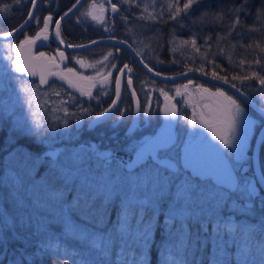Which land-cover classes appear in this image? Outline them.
<instances>
[{
	"label": "snow or ice",
	"instance_id": "snow-or-ice-1",
	"mask_svg": "<svg viewBox=\"0 0 264 264\" xmlns=\"http://www.w3.org/2000/svg\"><path fill=\"white\" fill-rule=\"evenodd\" d=\"M20 2L21 0H16L17 4ZM118 3H127L129 7L140 6L133 0H118ZM30 9H36V0H31ZM7 10L6 6L4 11ZM143 10L147 12L148 6L145 5ZM167 10L170 13L168 18L177 21L176 27L181 30L187 28L190 32L189 38L180 43L190 46L196 53L201 52V47L205 48L201 58L215 65V61L208 56L212 47L209 44L213 39L212 35L200 37L197 31H202L206 26H221L224 31L216 34V45L223 52L220 41L227 40L236 31L237 25H241L240 13L247 12V2L241 0L239 5H230L225 11L219 5L213 10L210 0H184L182 6L180 0H175L168 4ZM112 11H119L116 4H112ZM70 12L72 9L56 20L54 28L57 38L60 37V20L69 16ZM181 14L183 19L177 20ZM226 15L232 19L225 22ZM160 16L162 19L163 12ZM138 19L155 21L156 17L150 14L147 17L139 16ZM29 21L37 25L41 23L39 16L33 17L30 11L18 27L0 34V39L7 41L6 51L15 50L19 53L25 45H33L41 38L48 39L52 15L47 16L34 37L24 35ZM256 21H264V0L257 6L256 19L249 31L259 30L255 27ZM99 22L103 23L102 20ZM193 28L197 31H193ZM104 31H108V28L105 27ZM17 32L24 35L23 40L18 43L8 40L9 37H15ZM240 35L242 34L237 33V37ZM177 39L179 38L173 35L169 43L175 45ZM197 39L202 40L200 46H197ZM59 42L64 43L62 39ZM240 46L251 48L252 44L245 46L241 43ZM256 46L264 53V47L259 43ZM68 47L73 45L69 44ZM232 47L235 48L236 45L233 44ZM172 51L175 52L176 48L173 47ZM59 54L61 57L65 55L63 51ZM43 55L44 53H40V56ZM108 56H112V53L109 52ZM228 59L231 61V56ZM7 60L11 67L0 69V72L20 74L8 77L16 82L17 90L26 97L37 91L39 85L28 87L21 79L24 74L35 75V71L21 63L19 55H9ZM172 63L176 61L173 60ZM239 64L244 65L245 60L241 59ZM248 64L249 68L253 64L261 65V59L257 56ZM144 67L148 72L161 76L159 70L154 71L148 64H144ZM215 67L218 68L219 65ZM124 68L129 74L133 71L126 64ZM195 70L201 75H208L203 64ZM191 71L193 69L189 68L188 72ZM67 72L72 73L73 69L69 67ZM188 72H181L180 75L187 76ZM120 75L125 74L121 72ZM162 78L175 80L176 76ZM210 78L229 85L247 103L252 104L248 99L253 91L251 86L245 90L236 83H230L226 75H219L215 70L211 71ZM125 79L126 90L135 95L131 76L127 75ZM249 79L259 82L261 87L255 89V92L264 101V75L253 69L250 74L231 76L232 81H240L241 85ZM192 83L193 80L189 79L182 87L187 89ZM40 84L47 85L48 81L41 76ZM211 88H215V91H211ZM211 88L203 84L196 85L197 91L224 97L229 105L230 135L219 139L226 148L233 150L227 154L233 159L230 166L226 165L220 171L202 168L187 150L180 154L177 140L170 133L136 139V130L132 128L125 133L129 141L124 149L127 159L115 156L110 149L104 152L98 148L92 149L91 145L79 153L45 151L36 155L23 145L8 152L5 159L12 157L11 167L4 175H0V186L8 189L13 212L9 213L7 208L0 207V248H7L9 233L11 241L21 245L14 249L9 264H43L46 258L51 259L52 264H59L60 260H63V264H68L67 257L61 256L62 240L58 243L48 232L50 222L56 219L64 221V235L76 239L96 253L101 264H150V251L155 243L157 230L165 236V241L158 247L160 264H193V261L195 264H203L205 250L208 252V264H264V168L260 165V152L264 148V103L254 105L260 119H253L245 113L237 99L227 95L215 84ZM6 91L7 83L0 82V92ZM160 91L166 95L163 89ZM49 94L61 95L55 82L49 85ZM81 94L99 104L100 96H107L108 92L101 91L96 96L91 92ZM120 94L121 82L117 80L114 87L115 99L110 102L109 107L99 112L95 117L96 121L106 118L107 122V119L112 118L109 114L113 113V109H116L115 116H124L128 109L118 107ZM176 94L181 95L180 88L176 89ZM68 102L61 99L59 103ZM27 103L31 109L30 98ZM81 107L84 114H89L87 108ZM150 108L148 101H145L142 108L137 99L135 114L147 116ZM60 110L66 116L69 115L66 108ZM35 115L37 113H33ZM164 115L176 118L177 113L174 109L166 110ZM33 123L39 128L44 127L38 120ZM62 123L65 127L68 126L67 120ZM76 123L80 124L81 121L77 119ZM191 124L193 127L197 126L195 120ZM257 127L260 128L258 134L255 132ZM52 130L49 127V131ZM13 131L18 132L19 138H23L22 130L14 128ZM253 137L254 145L251 143ZM16 138H12L13 143ZM38 162L46 165L43 171H40ZM37 172H40L39 177ZM69 193L72 195L71 200L67 198ZM30 248L32 251H29ZM234 252H239V259H235ZM197 253L201 255L197 256ZM6 255V251H0V259ZM81 264H88L87 259H82Z\"/></svg>",
	"mask_w": 264,
	"mask_h": 264
},
{
	"label": "flooded vegetation",
	"instance_id": "flooded-vegetation-1",
	"mask_svg": "<svg viewBox=\"0 0 264 264\" xmlns=\"http://www.w3.org/2000/svg\"><path fill=\"white\" fill-rule=\"evenodd\" d=\"M106 1L86 0L74 15L64 20L60 24V37L57 38L58 41L61 39L64 41V43L60 44L67 47L72 44L73 47H77V45H88L93 41L104 39L117 42L125 41L123 44L131 46L130 48L135 51L143 64L153 67L148 62V54L140 52L143 46L133 42L134 28L132 27L135 24L132 17H135V15L131 13L132 8L121 5L118 0H110L109 4ZM76 2L77 0H43V2L40 0L32 15L33 17L39 16L41 23L37 25L30 21L26 26L27 30L24 35L34 37L42 28L47 16L52 15L53 21L51 22L52 26L49 27L48 39L44 40L41 38L33 45H25L19 53L15 50L6 51L7 41L0 40V63L4 67L10 68V62L7 60L9 55H19L20 58L24 57L29 60L32 63L31 65L28 61L31 69L36 73L34 75L36 79L31 80L24 76L21 79L33 87L39 85L37 90L40 93L49 92V85L53 82L56 83L61 95L52 96V103L61 105L68 110L70 117L69 131L72 135L74 134L73 136L76 137V140L84 141L82 147L91 145L92 149L98 148L101 152L110 149L117 157H127L124 150L129 142L125 136L126 131L129 128L135 129L136 139L154 137L166 121L164 115L167 110L166 102L172 101L177 113L173 136L177 140L179 153L183 154L184 150H187L197 164L209 171H220L226 165L230 166L233 158L227 154L233 150L226 148L221 139H218L213 144L209 142L210 137L213 138V131L216 134H220L221 137L230 135L222 118L217 115L218 111L216 108L218 107L213 106L212 103L209 106L210 101L216 98L214 95L196 90V85L198 84H203L205 87L210 88L213 84L199 78H190L193 83L185 89L182 85L188 83L189 79L175 84H164L155 81L141 69L128 50L116 44H100L90 49L76 52L62 49L55 40L54 24L58 17L71 9ZM30 3L31 0H21L19 4L16 3V0H0V34L8 32L23 23L29 12H32ZM112 4H116L119 11L113 12ZM6 6L8 10L4 11ZM93 17L97 19H93ZM121 17H126L127 19H121ZM100 20L103 21L102 24L99 22ZM145 24L143 23V25ZM143 25L141 23V29L138 32H142L141 30L145 29ZM105 27L108 28V31H104ZM24 35L19 32L15 37H11L8 40L18 43L24 39ZM137 37L136 40H139L140 36ZM140 42H143V40ZM61 51L64 52V57L60 56L59 53ZM109 52L112 53V56H108ZM40 53H44V55L40 56ZM77 61H82V63ZM125 64L133 69L130 74L124 68ZM69 67L73 69L72 73L67 72ZM155 70H159L162 76H177L180 74H169L170 72H166L170 70L168 68L165 70L154 68ZM173 71L179 72L180 70L172 68ZM121 72L125 75H120ZM52 73H57L58 75L53 76ZM5 74L8 77L16 76L10 71H6ZM127 75L132 78V88L135 89V95L139 99L141 107H144L145 101L151 104V108L148 110L149 115L137 116L135 114L132 93L126 90L125 77ZM41 76L48 81L44 88L40 87ZM206 76L211 77L209 74ZM117 80L121 82V98L118 107L127 108L128 111L124 113L122 118L115 116V112L111 115V119H107V122L103 120L90 126L99 112L103 108L109 107L110 102L115 99L114 87ZM177 88H180L181 95L176 94ZM160 89H163L166 95L161 94ZM222 90L227 95L237 99L249 117L257 119L252 115L253 110L232 93ZM101 91H107L108 95L100 96L99 104H97L96 100H89L87 95L81 94L82 92H91L93 96H96ZM211 91L214 92L215 88H211ZM2 94L3 92H0V98H3ZM61 99L69 102L61 104L59 103ZM0 101L4 100L1 99ZM81 105L89 110V114L83 113ZM60 116L63 118L66 115L60 114ZM181 116L185 117L186 121H181ZM212 118L216 120H212ZM77 119L81 121L80 124L76 123ZM193 120L196 121V127L191 124ZM259 130L260 128L257 127L255 132L258 134ZM254 141L253 137L251 143L254 144ZM205 153H209L206 154L208 156H215L210 158V161H207L202 158ZM248 155H251V152H248ZM260 165L264 168V148L260 152Z\"/></svg>",
	"mask_w": 264,
	"mask_h": 264
},
{
	"label": "rangeland",
	"instance_id": "rangeland-1",
	"mask_svg": "<svg viewBox=\"0 0 264 264\" xmlns=\"http://www.w3.org/2000/svg\"><path fill=\"white\" fill-rule=\"evenodd\" d=\"M133 2L135 4L140 5L139 7H131L132 8L131 13L135 15V17H132L133 23L135 24L132 27L134 28V34L132 35L133 42L137 45L141 44L143 46V49H141L140 52L143 54L146 53L148 54V58H149L148 62L151 66L153 65V67L155 68L166 67L170 69L166 71V72H170L169 74L181 73V71L172 72V68H169L172 65L165 64L166 62L170 61L171 59L170 57L172 56H174V58L178 57V59L176 60L179 61L182 58H187L186 57L188 56L187 53H190V51H192V48L190 46H185L180 43L181 40L188 39L190 35L188 29L186 30L187 32H185V30H181L180 28L176 27L177 21L168 18L170 13L167 10V6L169 3H174L175 0H133ZM183 2L184 0H180L181 6ZM120 4L124 6H129V4L127 3H120ZM145 5L148 6L147 12L143 10ZM161 12H163L162 19L160 16ZM150 14L156 17L155 21L151 19H138L139 16L147 17ZM182 16L183 14L177 17V19L181 18ZM141 23L142 25L143 23H146L145 25H143L145 29L141 30L142 32H138L141 29L140 27ZM174 27H175V32L172 33ZM136 35L140 36L139 40H136V38H138ZM173 35L179 38L176 40L175 45L169 43ZM142 40L143 42H140ZM167 46H170L171 48L168 53L170 57L165 55V50ZM173 47L176 48L175 52L172 51ZM165 59H167V61ZM160 61H163V63H160ZM0 69H7V67H4V65L0 63ZM5 73L6 72H0V82L7 83V91L3 92L2 94L3 98H0V100L3 99L5 101V102L3 101L4 104L0 105L1 175H4L5 171L10 170L11 167L12 157L8 156L7 159H5L7 153L19 145H23L27 149L28 147L45 149L43 150L42 153H44L45 151H48L50 153H55V152L79 153V152H83L86 149V147H82L83 145L77 144L79 140H76V137L73 136L74 134L72 135L70 133L68 126L65 127L63 125L62 122L64 120H67L69 124L70 117L69 115L63 118L60 116V114L64 115L65 113L64 111L60 110L63 109L61 105L52 103L53 101L52 96L54 95L49 94V92L40 93L37 90L35 92L30 93L29 96L26 97L24 93H21L17 90L16 82L9 80L8 76H6ZM25 85L28 87H33L27 83H25ZM214 97L216 99L210 101L209 106H211L212 103L213 106L218 107L216 108V110L218 111L217 115H219L220 118H222L226 130L229 132L228 101H226L225 98L221 96H214ZM29 98L32 100L31 109L29 108V105L27 103V99ZM261 102L264 103V101ZM33 113H37V115L33 116ZM34 120L40 121L44 125V127L43 128L37 127V125L33 123ZM212 120H216V119L212 118ZM181 121H186L185 117L181 116ZM49 127H51L53 130L49 131ZM14 128L23 131L24 133L23 138H19L18 132L13 131ZM1 130L3 131L1 132ZM13 137H17L15 143L12 142ZM219 137H221V135L216 134L215 131H213V138L210 137L209 142L213 144L219 139ZM206 154L209 153H205L204 156L206 157L202 156V158L207 161L215 156V155L208 156ZM36 155H41V154H36ZM38 163L40 166V171H43V168L46 165L43 162H38ZM36 175L37 177H39L40 172H37ZM67 198L68 200L72 199L71 193L68 194ZM0 207L7 208L9 213L13 212V206L10 202L8 189L2 186H0ZM77 227H79V225H77ZM64 229H65V223L61 219L52 220L48 226L49 234L55 237L56 240L63 239L73 243L74 245L78 244L76 239L64 235ZM8 235L10 241L7 245V248L6 249L0 248V251H6L8 253V255L3 257V259H0V262L2 260L3 261L6 260L7 264H9L10 260L12 259V253L14 249L21 247L19 243H15L11 241V233H9ZM234 257L235 259H239L240 258L239 252H234Z\"/></svg>",
	"mask_w": 264,
	"mask_h": 264
},
{
	"label": "trees",
	"instance_id": "trees-1",
	"mask_svg": "<svg viewBox=\"0 0 264 264\" xmlns=\"http://www.w3.org/2000/svg\"><path fill=\"white\" fill-rule=\"evenodd\" d=\"M210 2L212 4L213 10H216L219 5L225 11H227L230 5H239L241 3V0H210ZM246 2L247 12L240 13V19L242 22L241 25H237L236 31L233 32L232 36H230L227 40L220 41V45L223 48V52H220L216 45V34L218 32L224 31L221 26H206L203 28L202 31H197V29L195 28L192 29L193 31H197V35L200 37H203L208 34L212 35L213 39L212 41H209V44L212 47L211 51L208 52V56L210 59H213L215 61V65H219L218 68L215 67L214 64L208 63L201 58V54L206 51V49L203 47H201L200 53H196L192 49L190 53H187V58H182L181 60L177 61L176 59H178V57L174 58V56L171 55L172 57H170L168 55L171 48L170 46H167L165 50V55L170 57L171 59L165 64L172 65L173 67L171 66L169 68H178L182 72L188 71L189 68H192L194 71H196L195 69L198 68L201 64H203L205 72H207L209 75H211L212 70H215L219 75H226L229 78L230 83H236L238 86L242 87L245 90L251 86L253 88V91L251 92L249 97L253 99L257 104H261L262 102L260 101L258 94L255 92V89L261 87L258 81H256L255 79H249L245 80L243 85H241L240 81L231 80L232 75H244L245 73L250 74L253 69L258 71L261 75H264V67H262L264 66V53H261L259 48L256 46L257 43H259L261 47H264V21H256L255 27L259 29L258 31H249V28L253 27L254 21L256 19L257 6L261 4L262 0H246ZM198 15L199 13H197V16ZM181 19H183V16L181 18H178L177 20ZM231 19L232 17L229 15H226L224 17L225 22L230 21ZM185 23H187V21H185ZM189 27H191V25H189ZM237 33H241L242 35L237 37ZM241 43H243L245 46L251 43L252 47H241ZM201 44L202 40L197 39V46H200ZM233 44L236 45L235 48L232 47ZM229 56H231V61L228 59ZM257 56H259L261 59V65L253 64L252 68H249L248 62L254 61ZM241 59L245 60L244 65L239 64V61ZM165 60L167 61V59ZM173 60H175L176 63H172ZM159 69L165 70L166 67ZM252 115H254V117H256L257 119H260V117L254 112H252ZM83 142L84 141H79L77 142V144L83 145ZM28 149L34 154H42L43 150H45L42 148L37 149L35 147H28ZM124 158L127 159V157ZM61 240V256L67 257L68 264H81L82 259H87L88 264H101L100 257L96 253L91 252L87 247H84V245L79 243L74 245L73 243L63 239H57L56 241L59 243ZM164 241L165 236L162 235L159 230H157L155 235V243L152 245L150 251V264H160L158 247L162 245ZM29 251H32V249L30 248ZM200 255V253H197V256ZM207 257L208 252L207 250H205L203 253V264H208ZM0 264H7V261L2 260ZM43 264H52V261L51 259L46 258L43 261ZM59 264H63V260H60ZM193 264H195L194 261Z\"/></svg>",
	"mask_w": 264,
	"mask_h": 264
},
{
	"label": "water",
	"instance_id": "water-1",
	"mask_svg": "<svg viewBox=\"0 0 264 264\" xmlns=\"http://www.w3.org/2000/svg\"><path fill=\"white\" fill-rule=\"evenodd\" d=\"M40 0H36V6L38 4ZM86 0H79V3L76 2V4L71 8L72 9V12H70L69 16L65 17L63 20H60V24L68 19L69 17H71L72 15H74L80 8L81 6L84 4ZM108 4L110 3L109 0L106 1ZM34 10H32V14H33ZM30 22V21H29ZM27 26V25H26ZM25 26V27H26ZM19 32H17L16 34H18ZM55 36V34H54ZM11 38V37H9ZM8 38V39H9ZM2 40V39H0ZM55 40L57 41L58 45L60 47H62V49L66 50V51H71V52H76V51H84V50H87V49H90L92 47H95V46H98L100 44H116V45H119V46H122L124 47L126 50H128V52H130L134 58V60L138 63V65L141 67V69L150 77L152 78L153 80L155 81H158V82H161V83H164V84H175V83H178V82H181L183 80H187V79H190V78H199L201 80H204L206 82H209V83H212V84H215L217 86H219L220 88L232 93L235 97H237L241 102H243L247 107H249L251 110H253L256 114L257 111L255 110V107L254 105H257L256 102H254V100H252L250 97H248V99H250L252 101V104H249L245 101V98L244 97H241L235 89H232L229 87V85H225V84H222L221 82L219 81H215V80H211V78L209 76H206V75H201L199 72H196V71H191V72H188V75L187 76H182V75H177L176 76V79L175 80H165L163 79L162 75L161 76H156L154 75L153 73H150L148 72V70L144 67V64L142 63V61L140 60V58L136 55L135 51L132 50L128 45L126 44H123V43H119L117 41H113V40H108V39H104V40H97L95 41V43H90L88 45H86V47H67V46H63L60 44V42L58 41L57 37L55 36ZM21 59V63H23L24 65H26L27 67L31 68V65L32 63L29 61V60H26V58L22 57L20 58ZM23 59V60H22ZM31 65H30V63ZM12 74L16 75V76H20L19 73H15V72H12ZM24 77H26L27 79H31V80H35L36 77L33 76H29L27 74H24L23 75ZM39 80V79H37ZM46 85L44 84H40V87L41 88H44ZM120 98H121V94H120ZM132 98H133V102H134V108H135V105H136V101H137V97L136 95H133L132 94ZM119 101H117V105H119ZM166 106H167V110L168 111H171V110H175V106L173 105V102L172 101H168L166 102ZM176 111V110H175ZM116 112V109H113V113H110L109 116H111L112 114H114ZM259 115V114H258ZM106 118H102L100 121H96L95 119L91 122L90 126H93L94 124L96 123H99L103 120H105ZM175 123H176V118H170V117H166V121L163 125V127L161 128V130L155 135V136H158L162 133H170L172 136H173V131H174V126H175ZM170 126V127H169ZM260 132V130H259ZM258 132V133H259ZM174 138V136H173ZM254 144H255V141H254ZM253 144V145H254ZM262 192L264 194V189H262Z\"/></svg>",
	"mask_w": 264,
	"mask_h": 264
},
{
	"label": "bare ground",
	"instance_id": "bare-ground-1",
	"mask_svg": "<svg viewBox=\"0 0 264 264\" xmlns=\"http://www.w3.org/2000/svg\"><path fill=\"white\" fill-rule=\"evenodd\" d=\"M179 28V27H178ZM186 30V29H185ZM173 31V30H172ZM177 32V31H176ZM186 32V31H185ZM189 32V31H188ZM173 33V32H172ZM178 33V32H177ZM176 35V34H175ZM186 35V34H185ZM189 35V34H188ZM186 38V37H185ZM189 38V37H188Z\"/></svg>",
	"mask_w": 264,
	"mask_h": 264
}]
</instances>
